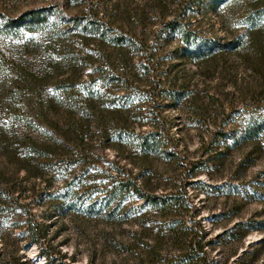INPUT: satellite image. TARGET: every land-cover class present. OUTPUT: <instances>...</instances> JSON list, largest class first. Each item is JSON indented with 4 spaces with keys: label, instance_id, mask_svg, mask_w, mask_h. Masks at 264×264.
<instances>
[{
    "label": "rangeland",
    "instance_id": "374dc122",
    "mask_svg": "<svg viewBox=\"0 0 264 264\" xmlns=\"http://www.w3.org/2000/svg\"><path fill=\"white\" fill-rule=\"evenodd\" d=\"M256 1L0 0V24L3 15L14 17L30 8L52 6L57 11L54 19H60L59 14L99 19L111 29L124 30L145 47L142 53L134 46L119 48L99 36L86 35L81 27L63 35L70 27L66 21L60 26L62 32L0 35V51L8 65L23 66L25 75L48 101L65 102L55 89L64 79L82 85L89 81L94 67L106 69L108 75L129 68L128 88L124 81L106 82L97 79L98 73L93 76L95 89L104 95L110 110L99 121L84 125L87 137L80 151L89 172L83 184L93 176L104 181L101 173L109 170L115 174L113 167L119 166L141 175L142 181L157 191L186 186L196 219L209 233L208 238L215 240L210 248L213 264H264V198L256 194L264 191V133L252 140L243 136L248 120L264 113V15L258 33L250 34L247 23L248 7ZM192 33L201 42L183 40ZM241 37L246 48L238 51L223 46ZM201 43L217 48L211 55L196 56ZM14 84L0 72V138L3 134L11 138L12 131H25L19 123L12 125L8 116L14 105L9 96ZM68 107L67 102L61 104L60 113L65 114ZM155 119H162L165 140L180 162L141 158L130 147L110 140L112 125L117 122L126 121L129 129L142 132L149 130ZM1 152L0 143V170L9 169L4 187H18L21 191L15 197L40 219L44 213L51 215L45 222L55 263L126 264L136 250L160 240L156 225L161 218L148 209H133L141 204L133 198L121 207L119 213H126L124 220L86 213L83 189L74 190L67 200L75 201V194L80 195L75 209L55 210L54 197L61 191L63 179L81 172L78 156L68 167L63 162L58 170L45 171L46 180L42 181L25 180L26 171H15L16 163H8ZM49 182L50 198L43 193ZM242 184L249 199L242 196ZM12 206L15 204L0 197V250L7 245L8 259L21 256L34 264H47L40 247L29 244L16 226L24 219L18 214L21 208L5 211ZM238 221H250L253 230L243 240L226 237L216 244L220 243L217 236ZM161 244L170 246L166 240ZM246 250L256 254L244 257Z\"/></svg>",
    "mask_w": 264,
    "mask_h": 264
},
{
    "label": "trees",
    "instance_id": "16d2710c",
    "mask_svg": "<svg viewBox=\"0 0 264 264\" xmlns=\"http://www.w3.org/2000/svg\"><path fill=\"white\" fill-rule=\"evenodd\" d=\"M56 12L54 7L45 6L27 9L14 17L3 15L4 21L3 24H0V35L21 37L26 33L41 31L62 32L60 26L66 21L70 27L62 32L63 35L81 27L82 32L86 35L99 36L101 39L109 40L110 43L119 48L134 46L141 53L145 50V47L130 37L127 32L111 29L102 20L90 19L86 15L66 17L60 14L61 20L54 19ZM263 15L264 0H257L249 5L247 23L250 34L255 30L256 33L260 31V16ZM261 34L264 35V29L261 30ZM197 39H199L197 34L192 33L185 36L183 40L190 43L201 42ZM214 46L209 43H201L196 56L211 55L212 50L217 48ZM223 46H231L238 51L247 47L242 37L227 42ZM126 68H120L108 75L106 69L94 67L89 81L82 85L64 81L66 80L64 79L59 83L60 85L55 87L58 92H61L63 101H65L60 103V100H55V98H51L49 101L45 99L42 89L33 84L31 78L25 75L23 66L10 67L4 54L0 51V72L6 80L15 83L14 89L9 92L10 100L14 104L8 112L9 120L12 125L19 123L25 128L22 133L12 131L11 138L2 135L0 138V140L2 139L0 141L1 153L8 163H16L15 171L18 172L21 169L26 171L25 180L39 178L42 181L46 180L43 176L45 171H56L60 168L58 165L63 162L68 167L73 159L78 156V160L82 164L81 172L63 179L61 191L56 196L53 195L57 200L54 203L56 211H61L62 208L75 209V203L81 198L80 195L75 194V201L68 202L67 200L70 199L74 190L75 193L76 190L78 193L79 190L83 189L84 195L82 196H86L84 201L88 203L83 210L88 214L103 215L109 219L118 217L120 220H124L126 213H119L121 207L127 200L133 198L141 201V204L133 209H148L159 216L161 219H159L156 227L160 234V240L157 238L156 243L148 244L142 250H136L133 260L126 264H213L214 261L210 259V251L214 248L215 240L208 238L209 233L205 230L202 222L196 219L197 212H194L195 207L187 195L186 186L174 187L168 191H157L149 188L148 183L142 181L141 175H133L119 166L113 167L115 174L110 173L109 170H104L101 173L105 178L104 181H97L93 176L91 182L83 184V180L87 179V172H89V166L86 165L87 161L82 157L80 151V147L85 143L84 140L87 137L84 133V125H88L93 120L99 121L98 118L103 117L104 112L110 110L103 99L104 95L100 94L99 89H95L93 76L98 73L97 79L106 82L120 83L124 81L126 88H128L131 84L126 83L128 82L126 74H128L127 70L129 69ZM17 79H19L18 83ZM66 102L69 109L67 108L66 113L62 114L59 111L60 105ZM161 120L151 121L152 127L142 132H135L134 129H129L126 121L124 123L119 121L120 123L117 122L112 125L110 140L130 147L134 155L141 158L156 157L178 163L181 159L172 150L169 142L165 140V135L161 130L164 123ZM63 126L65 129H62ZM262 133H264V113L261 117L252 116L248 120L244 127L243 136L245 139L252 140ZM63 156L66 159H63ZM191 170L194 171L195 167L192 166ZM7 172L9 169L0 170V197L11 204H15V206L7 208L5 211L16 212L18 208H21L18 214L24 219L16 223V226L21 229L22 237L28 239L29 244L35 243L40 247L39 253L45 256L47 264H60L55 263L48 242L49 225L45 220L51 218V215L44 213L43 219H40L29 209H25V204L20 203L19 198L14 195L21 190L18 187L9 186L6 188L3 185V182L7 180L5 179ZM190 184L192 183H187L188 186ZM51 186L52 182H49L43 189V193L49 198L52 196V193L48 191ZM233 186L237 187L236 185ZM256 194L258 198H264V191ZM242 196L250 198L244 184H242ZM253 228L250 221H238L233 227L225 229L217 236L220 243L216 244H222V240L226 237L235 241L243 240ZM161 240L168 241L169 248L162 245ZM253 254H256L255 251L246 250L244 257ZM9 257L10 251L6 245L3 250H0V264H34L30 260H22L21 256H15L14 260L8 259Z\"/></svg>",
    "mask_w": 264,
    "mask_h": 264
}]
</instances>
